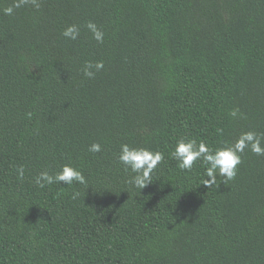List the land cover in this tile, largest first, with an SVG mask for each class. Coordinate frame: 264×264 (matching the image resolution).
I'll list each match as a JSON object with an SVG mask.
<instances>
[{"label": "trees", "instance_id": "16d2710c", "mask_svg": "<svg viewBox=\"0 0 264 264\" xmlns=\"http://www.w3.org/2000/svg\"><path fill=\"white\" fill-rule=\"evenodd\" d=\"M13 4L0 0V264H264V156L246 149L208 188L201 161L170 155L181 137L215 149L264 134V0H39L5 15ZM89 61L104 63L93 78ZM123 143L164 154L142 190ZM65 163L87 184H35Z\"/></svg>", "mask_w": 264, "mask_h": 264}, {"label": "clouds", "instance_id": "9594fccd", "mask_svg": "<svg viewBox=\"0 0 264 264\" xmlns=\"http://www.w3.org/2000/svg\"><path fill=\"white\" fill-rule=\"evenodd\" d=\"M29 4L37 9L40 7L39 0H14V4L4 8L3 11L5 15H11L15 9ZM87 28L91 31L96 41L103 42L104 33L94 22H88ZM62 35L67 39L76 40L80 35V30L77 25H69L64 29ZM103 68V61L95 63L89 61L85 63L83 72L86 77L93 78ZM239 114L238 108L233 109L230 113L233 118L238 117ZM28 115L31 116V113ZM246 149H250L252 153L258 156H264V134L253 131L242 132L234 143H225L224 146L215 149H211L203 141L198 143L196 139L181 137L177 140L170 155L177 161V166L185 171H191L193 166L198 161H201L206 166L205 173L207 177L203 180V185L211 188L216 183L217 174L224 178V184L235 178L238 165L242 163V154ZM101 150L102 145L99 142L92 143L88 148V151L92 153H99ZM117 159L126 170H130L134 174L130 177L129 184L142 190L152 182V173L158 164L163 161L164 154L159 150L123 143L120 146ZM16 172L18 178L22 179L25 169L23 166H17ZM34 182L40 188L54 183H64L68 186L72 185L73 182L81 185L87 184L82 170L70 163L62 165L60 170L54 174L50 173L47 169L39 172L34 177ZM77 195L79 193H75L73 198Z\"/></svg>", "mask_w": 264, "mask_h": 264}]
</instances>
